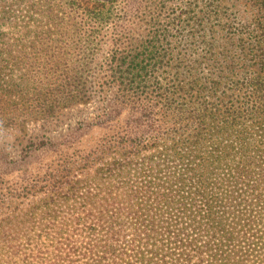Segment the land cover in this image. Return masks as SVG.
<instances>
[{"label": "trees", "instance_id": "trees-1", "mask_svg": "<svg viewBox=\"0 0 264 264\" xmlns=\"http://www.w3.org/2000/svg\"><path fill=\"white\" fill-rule=\"evenodd\" d=\"M30 2L0 0V142L32 126L0 264H264V0Z\"/></svg>", "mask_w": 264, "mask_h": 264}, {"label": "rangeland", "instance_id": "rangeland-1", "mask_svg": "<svg viewBox=\"0 0 264 264\" xmlns=\"http://www.w3.org/2000/svg\"><path fill=\"white\" fill-rule=\"evenodd\" d=\"M27 3H31V0H26ZM37 1V0H35ZM94 1H100V2H106V1H110V0H94ZM11 6L13 8L16 9V4H11ZM20 8H22V5L20 6ZM18 10V9H17ZM7 72V71H6ZM12 73V79H14L15 81L17 80V78L19 77V74L21 73V71H11ZM9 77L8 73H4L2 70V74L0 76V86L2 89H5L6 84H4V81ZM3 94L0 93V97H2ZM32 126H28L25 130H22L21 132L18 131H13L11 130V132L9 131V133L5 136V140L3 142H0V149H1V153H6L7 155H9V157H12L13 155H15L16 153H18L19 148L21 147V145L23 143H21V137L26 135L29 136L31 135L32 132V128H30ZM102 132L94 129L91 133H89L88 135L85 136V138L81 141V143L85 146L87 143H91V141L98 137Z\"/></svg>", "mask_w": 264, "mask_h": 264}]
</instances>
